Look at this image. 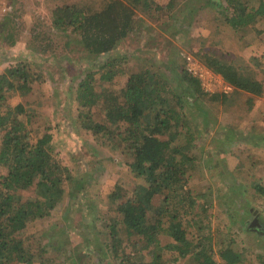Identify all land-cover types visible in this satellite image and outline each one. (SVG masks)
<instances>
[{
	"label": "rangeland",
	"instance_id": "rangeland-1",
	"mask_svg": "<svg viewBox=\"0 0 264 264\" xmlns=\"http://www.w3.org/2000/svg\"><path fill=\"white\" fill-rule=\"evenodd\" d=\"M151 1L147 11L138 12L136 30L122 41L115 53L127 56L130 63L154 61L164 68L173 58L169 56L171 53L181 51L192 55L200 48L215 49L225 51L229 58L238 60L247 71L264 81V20H256L238 33L233 30L243 37L237 41L242 44L239 46L233 39H226L229 32L225 33L220 23L223 17L217 14L226 5L221 0H174L169 9L165 5L170 0ZM58 2L11 0L17 18L0 21V73L19 62L29 64L30 88L16 90L8 103L12 107L24 104L25 112L17 114L24 121L32 142L44 132L51 133L55 159L68 168L67 175L83 176L89 192L83 195L73 191L72 184L67 183L63 198L49 215L31 221L24 231V242L37 255L32 264H41L42 260L46 264H123L127 257L135 263L149 260L150 249L123 230H118L116 235L119 257L113 258L111 248L106 245L110 243L106 226L112 222L108 217L113 212L107 194L119 185L129 195L138 180L126 164L132 159L130 150L120 148L116 135L85 130L79 123L77 84L98 57L95 59L84 50L79 36L66 45L70 35L65 33L70 31L64 33L52 23V8ZM34 27L38 33L35 38L31 36ZM175 29L177 33L172 36ZM3 37L7 40L14 37L15 44H6ZM185 54L174 58L183 62ZM196 62L203 69L197 67L196 73L203 74L204 90L224 92L230 98L217 106L207 98L203 100L211 115V122L206 126L200 117L187 116L193 132L197 130L191 151L198 158L189 170V184L195 187L199 198L194 209L188 211L189 205L181 202L177 211L187 237L194 242L199 238L197 224H211L213 256L219 263L224 264L218 254L220 247L229 244L236 248L241 259L258 264L257 255H264V191L259 189V185L264 188V92L253 96L234 91L220 75L199 60ZM124 82L125 76L120 75L99 85L116 89ZM250 96L252 106L247 103ZM92 110L91 121L101 122L100 106ZM227 130H232L231 134H226ZM4 134L5 130L0 128V144ZM175 142L185 143V140L178 136ZM5 174L0 164V178ZM15 196L35 199L32 188L16 190ZM152 205L164 210L163 222L168 225L172 204L163 205V197L157 195ZM251 211L262 222V232L248 229L247 232L243 227ZM251 223L253 227L255 221ZM232 239L236 242L230 244ZM171 242L167 234L160 237L166 264L194 263L193 255L173 262L176 251Z\"/></svg>",
	"mask_w": 264,
	"mask_h": 264
},
{
	"label": "trees",
	"instance_id": "trees-1",
	"mask_svg": "<svg viewBox=\"0 0 264 264\" xmlns=\"http://www.w3.org/2000/svg\"><path fill=\"white\" fill-rule=\"evenodd\" d=\"M221 2L226 5L217 14L223 17L220 23L225 33L229 32L226 39H233L241 46L237 41L243 37L237 34L238 30L251 26L256 20H264V0ZM173 3L174 0H170L165 8H171ZM151 4L150 0H60L52 8L54 26L64 33L70 31L65 33L70 35L66 45L79 36L84 50L95 59L98 57L77 84L76 115L79 123L85 130L116 135L120 148L130 150L132 159L126 164L138 180L129 195L119 185L107 194L113 212L108 217L112 222L106 226L110 237V243L106 245L111 248L113 258L119 257L116 235L118 230H123L127 235L139 238L141 245L149 248L151 254L149 260L136 263L126 256L123 264H166L160 249V237L167 234L176 251L173 262L193 255V264H222L213 256L211 224H197L199 238L192 241L186 235L177 205L181 202L188 204L190 211L196 207L199 198L195 187L189 184V170L198 156L191 151L197 130L193 132L187 116L200 117L206 126L211 122V115L202 104L203 100L207 98L216 106L224 105L230 94L205 91L201 78L188 69L186 57L199 60L220 75L234 91L259 96L264 92V81L247 71L248 68L238 60L229 58L225 51L216 52L215 49L204 51L200 48L192 55L181 51L171 53L169 56L173 58L164 68L163 64L154 61L130 63L127 56L115 53L122 41L136 30L138 12L147 11ZM16 14L13 8L2 20L17 18ZM33 31L31 36L38 37L35 27ZM176 33L177 29L171 35ZM14 37L9 40L3 37V41L14 45ZM180 54H185L183 62L174 58ZM120 75L125 76L122 87H100L99 83L112 81ZM31 77L29 64L25 62L10 65L0 73V128L5 130L0 144V164L6 170L0 178V264L34 262L37 255L25 244L24 231L32 220L49 215L63 198L67 183L72 184L73 191L83 195L89 192L83 176L67 175L68 168L55 159L51 133L44 132L32 142L24 121L17 114L25 112L24 104L12 107L8 103L16 90L30 88ZM252 102L250 96L247 103L252 106ZM96 105L103 113L101 122L91 121L92 109ZM27 116L31 118L30 114ZM231 132L227 130L225 133ZM178 136H182L185 143H176ZM30 188L34 190L35 199L15 196L16 190ZM259 189L264 191L260 185ZM157 195L163 197V205L173 206L168 225L163 222L164 210L152 205ZM253 213L251 211V217L243 222V227L246 231L262 232V222ZM253 220L255 225L251 227ZM234 242L232 239L230 244ZM218 254L224 264H254L241 259L236 248L229 244L220 247ZM257 261L264 264V255L258 254ZM41 264L46 263L42 260Z\"/></svg>",
	"mask_w": 264,
	"mask_h": 264
},
{
	"label": "built area",
	"instance_id": "built-area-1",
	"mask_svg": "<svg viewBox=\"0 0 264 264\" xmlns=\"http://www.w3.org/2000/svg\"><path fill=\"white\" fill-rule=\"evenodd\" d=\"M12 9H13V4L11 3V0H0V20L7 17L12 12ZM186 60H187L188 69L191 70L194 73V75L202 78L203 74L201 72L200 74L196 73L197 67L199 69H202L199 65H197L198 63L194 59H192L191 56H187ZM228 87L230 88V86Z\"/></svg>",
	"mask_w": 264,
	"mask_h": 264
}]
</instances>
